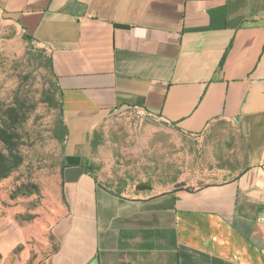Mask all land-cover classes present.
Masks as SVG:
<instances>
[{"label": "crops", "instance_id": "crops-1", "mask_svg": "<svg viewBox=\"0 0 264 264\" xmlns=\"http://www.w3.org/2000/svg\"><path fill=\"white\" fill-rule=\"evenodd\" d=\"M0 13L50 53L67 128L40 239L54 246L33 250L5 218L0 264H264V0H0ZM129 108L193 135L232 123L241 166L197 188L112 189L93 132Z\"/></svg>", "mask_w": 264, "mask_h": 264}, {"label": "rangeland", "instance_id": "rangeland-1", "mask_svg": "<svg viewBox=\"0 0 264 264\" xmlns=\"http://www.w3.org/2000/svg\"><path fill=\"white\" fill-rule=\"evenodd\" d=\"M50 57L46 48L0 13V106L10 107L17 98L26 106V120L19 128L24 160L0 179V220L11 219L36 235L29 242L33 250L41 248V238H51L48 228L61 203L64 139L58 133L64 119L60 108L48 101L52 94L61 100ZM235 133V126L224 120L193 135L145 110H120L93 132L92 165L101 182L114 190L135 193L140 184L197 188L221 181L241 166L243 151ZM53 246L51 241L42 252ZM36 261L32 255L27 264Z\"/></svg>", "mask_w": 264, "mask_h": 264}, {"label": "trees", "instance_id": "trees-1", "mask_svg": "<svg viewBox=\"0 0 264 264\" xmlns=\"http://www.w3.org/2000/svg\"><path fill=\"white\" fill-rule=\"evenodd\" d=\"M25 37L32 39L30 36L25 34ZM50 65L52 73V59L50 57ZM52 105L59 107L62 112L61 101L56 100L55 95L49 96V100ZM26 106L23 99L17 98L14 104L10 107L0 106V112L3 119V124L0 126V179L9 177L15 170H17L23 164V156L19 152V128L23 126L26 120ZM61 130L58 133L59 139L63 140L67 128L63 122H61ZM64 136V137H63ZM96 145V140H93V146ZM211 184V183H210ZM149 184H140V189L149 188ZM188 189H190L188 187Z\"/></svg>", "mask_w": 264, "mask_h": 264}, {"label": "built area", "instance_id": "built-area-1", "mask_svg": "<svg viewBox=\"0 0 264 264\" xmlns=\"http://www.w3.org/2000/svg\"><path fill=\"white\" fill-rule=\"evenodd\" d=\"M261 221L264 222V213H263V215L261 216Z\"/></svg>", "mask_w": 264, "mask_h": 264}]
</instances>
